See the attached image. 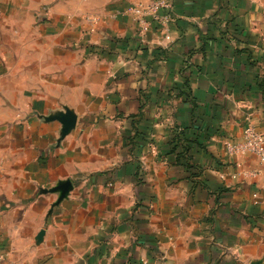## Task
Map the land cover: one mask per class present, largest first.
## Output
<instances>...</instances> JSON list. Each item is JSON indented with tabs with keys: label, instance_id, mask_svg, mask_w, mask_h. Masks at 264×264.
<instances>
[{
	"label": "crops",
	"instance_id": "0c3cea01",
	"mask_svg": "<svg viewBox=\"0 0 264 264\" xmlns=\"http://www.w3.org/2000/svg\"><path fill=\"white\" fill-rule=\"evenodd\" d=\"M113 1L30 0V68L0 39L5 264H264V166L227 153L264 134V0H162L146 26L157 0Z\"/></svg>",
	"mask_w": 264,
	"mask_h": 264
},
{
	"label": "rangeland",
	"instance_id": "374dc122",
	"mask_svg": "<svg viewBox=\"0 0 264 264\" xmlns=\"http://www.w3.org/2000/svg\"><path fill=\"white\" fill-rule=\"evenodd\" d=\"M24 2H27V4L24 7H20V12L7 10L0 14L1 49L2 51H13L18 57L17 62L21 69L30 68V47H28L30 46V0H24ZM60 2L66 8L60 11L64 18H78L86 22L99 21L105 18L110 13L109 10L112 9L114 3L113 0H60ZM76 6L83 9L75 10ZM43 9V7H40L36 11H32L38 23H41L43 19L47 20L44 17V13H48V11ZM17 21L21 25L19 34L25 37L23 39L25 42L20 40L18 43L15 41L18 33L14 30L12 24Z\"/></svg>",
	"mask_w": 264,
	"mask_h": 264
},
{
	"label": "built area",
	"instance_id": "2783aa9c",
	"mask_svg": "<svg viewBox=\"0 0 264 264\" xmlns=\"http://www.w3.org/2000/svg\"><path fill=\"white\" fill-rule=\"evenodd\" d=\"M170 10L171 4L162 0L151 2L147 5H136L130 9V12L139 17V21L143 25L149 24V19L154 21L167 22L171 19L170 15H166L161 19L158 12L161 10ZM170 37H167L169 39ZM227 153L231 157L252 155L255 156L260 165L264 166V134L249 125L243 136V141L238 143H229L227 145ZM5 254L0 246V264H5Z\"/></svg>",
	"mask_w": 264,
	"mask_h": 264
},
{
	"label": "water",
	"instance_id": "95a60500",
	"mask_svg": "<svg viewBox=\"0 0 264 264\" xmlns=\"http://www.w3.org/2000/svg\"><path fill=\"white\" fill-rule=\"evenodd\" d=\"M59 119H61V118H59ZM64 119V118H63ZM67 119V118H66ZM64 122H65V119L63 120ZM68 126H70L69 124H67ZM62 192H63V194H62V196H61V199L64 197V195L68 192V188L67 189H62Z\"/></svg>",
	"mask_w": 264,
	"mask_h": 264
}]
</instances>
